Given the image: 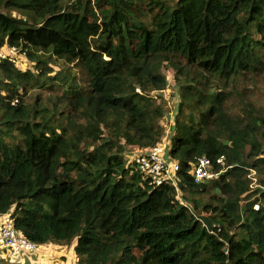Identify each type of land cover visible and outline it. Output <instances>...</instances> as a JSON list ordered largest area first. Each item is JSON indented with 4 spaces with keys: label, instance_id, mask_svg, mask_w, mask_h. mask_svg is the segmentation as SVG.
<instances>
[{
    "label": "trees",
    "instance_id": "trees-1",
    "mask_svg": "<svg viewBox=\"0 0 264 264\" xmlns=\"http://www.w3.org/2000/svg\"><path fill=\"white\" fill-rule=\"evenodd\" d=\"M0 54V220L77 264H264V0H0ZM168 68L179 189L135 162ZM201 156L222 172L196 183Z\"/></svg>",
    "mask_w": 264,
    "mask_h": 264
},
{
    "label": "built area",
    "instance_id": "built-area-1",
    "mask_svg": "<svg viewBox=\"0 0 264 264\" xmlns=\"http://www.w3.org/2000/svg\"><path fill=\"white\" fill-rule=\"evenodd\" d=\"M10 50L13 52L16 51L15 48ZM12 60L15 61V59ZM163 152L160 144L146 149L145 152L135 157L136 166L150 178L151 183L155 185L168 183L178 188L181 178L179 175L180 164L175 160L167 159ZM223 160L224 158L222 157L217 162L220 163ZM221 172L214 169L212 159L207 156L199 157L189 170V174L196 183L216 178ZM248 177L251 180L250 187H259L264 190V185L259 183L257 173L254 169L250 168ZM254 208L258 209L259 205L255 204ZM0 249L6 251L10 259L19 261L26 253H36L38 245L18 234L13 219L8 213L2 215L0 220Z\"/></svg>",
    "mask_w": 264,
    "mask_h": 264
},
{
    "label": "rangeland",
    "instance_id": "rangeland-1",
    "mask_svg": "<svg viewBox=\"0 0 264 264\" xmlns=\"http://www.w3.org/2000/svg\"><path fill=\"white\" fill-rule=\"evenodd\" d=\"M11 14H13L14 16L17 17H23L26 18V16L22 15L21 13L17 12V11H10ZM5 51H3V54H9L10 56H12V59H15V62L17 63V65L23 69L25 68H32L33 63L31 61H29L27 59V57L23 54H19L17 53V51H11L8 49H4ZM166 75H167V81H168V87H166L162 92H161V97H160V101H162V103L164 104L165 107V116L163 117L162 120V124L164 125V135H163V139H162V144H160V146L164 149L165 151H167L169 149V144H170V140L172 135L174 134L173 132V124H174V117H175V110L178 109V95L176 93H178V85L173 83V78H174V71L173 69L168 68L166 71ZM259 84H263V81H261ZM35 90H31L30 94H34L36 95L38 93V91L34 92ZM21 95L23 97L26 96L25 91L24 90H20ZM29 92V91H28ZM46 93V91H45ZM29 94V95H30ZM258 96H261V98H258ZM253 99L258 100L261 104L264 105V95L263 94H259V95H254L252 97ZM16 104V101H15ZM167 148V149H166ZM180 182V181H179ZM2 216V215H1ZM48 246V248L50 246H52L54 250L53 252V262L52 264H77V260L75 259L74 255L70 256V254L68 252L66 253L67 250V246L64 244H59V243H47L46 244ZM45 246V245H44ZM41 247V245H38V249ZM65 251V253L63 254V252ZM4 253V257L6 259H8V261L6 262V264H24V259H22L21 261H15L12 260L10 258H8ZM28 254V253H27ZM66 256V258H64V260L62 259V256ZM40 260H42V258L40 257Z\"/></svg>",
    "mask_w": 264,
    "mask_h": 264
},
{
    "label": "crops",
    "instance_id": "crops-1",
    "mask_svg": "<svg viewBox=\"0 0 264 264\" xmlns=\"http://www.w3.org/2000/svg\"><path fill=\"white\" fill-rule=\"evenodd\" d=\"M45 245V246H44ZM41 245V247L38 250V253L36 255H25L24 259V264H52L53 262V252L55 249L52 248V246H50L48 248V246L46 244ZM5 251L0 249V264H6V262L8 261V259H6L4 257V253ZM65 253V251L63 252V254ZM6 256L8 257L7 253L5 252ZM40 257L42 258V260H40ZM64 256H62V259L64 260ZM9 258V257H8Z\"/></svg>",
    "mask_w": 264,
    "mask_h": 264
},
{
    "label": "water",
    "instance_id": "water-1",
    "mask_svg": "<svg viewBox=\"0 0 264 264\" xmlns=\"http://www.w3.org/2000/svg\"><path fill=\"white\" fill-rule=\"evenodd\" d=\"M198 219L202 221V223L205 225L208 231H212L213 224H212V221L208 217H206L205 215H198ZM227 250L228 248L225 247L224 251L227 252Z\"/></svg>",
    "mask_w": 264,
    "mask_h": 264
},
{
    "label": "clouds",
    "instance_id": "clouds-1",
    "mask_svg": "<svg viewBox=\"0 0 264 264\" xmlns=\"http://www.w3.org/2000/svg\"><path fill=\"white\" fill-rule=\"evenodd\" d=\"M177 189H179V188H177Z\"/></svg>",
    "mask_w": 264,
    "mask_h": 264
}]
</instances>
